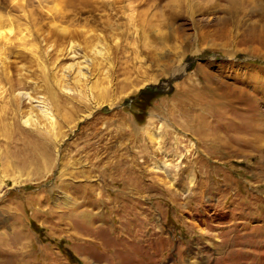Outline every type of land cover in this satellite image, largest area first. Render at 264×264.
<instances>
[{
	"label": "rangeland",
	"instance_id": "1",
	"mask_svg": "<svg viewBox=\"0 0 264 264\" xmlns=\"http://www.w3.org/2000/svg\"><path fill=\"white\" fill-rule=\"evenodd\" d=\"M0 15V264H264V0Z\"/></svg>",
	"mask_w": 264,
	"mask_h": 264
},
{
	"label": "bare ground",
	"instance_id": "2",
	"mask_svg": "<svg viewBox=\"0 0 264 264\" xmlns=\"http://www.w3.org/2000/svg\"><path fill=\"white\" fill-rule=\"evenodd\" d=\"M5 20L7 22H5ZM13 25L11 24L10 22V19H6V18H3L1 15H0V47L1 46H8L9 44H11V40H10V37L13 33V37L17 40L19 39L17 36H21L23 35V29L20 28V27H16V29H13ZM14 30V31H13ZM11 37V38H13ZM6 50V49H5Z\"/></svg>",
	"mask_w": 264,
	"mask_h": 264
},
{
	"label": "crops",
	"instance_id": "3",
	"mask_svg": "<svg viewBox=\"0 0 264 264\" xmlns=\"http://www.w3.org/2000/svg\"><path fill=\"white\" fill-rule=\"evenodd\" d=\"M23 246H19L18 250L15 252H12V263L14 264H22V261H26L24 258V252H22ZM11 264V263H9Z\"/></svg>",
	"mask_w": 264,
	"mask_h": 264
}]
</instances>
